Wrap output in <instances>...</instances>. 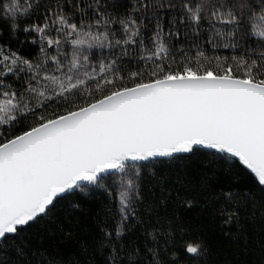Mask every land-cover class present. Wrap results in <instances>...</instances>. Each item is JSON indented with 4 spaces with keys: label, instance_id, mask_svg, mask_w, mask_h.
<instances>
[{
    "label": "snow or ice",
    "instance_id": "snow-or-ice-1",
    "mask_svg": "<svg viewBox=\"0 0 264 264\" xmlns=\"http://www.w3.org/2000/svg\"><path fill=\"white\" fill-rule=\"evenodd\" d=\"M0 264H264V0H0Z\"/></svg>",
    "mask_w": 264,
    "mask_h": 264
}]
</instances>
